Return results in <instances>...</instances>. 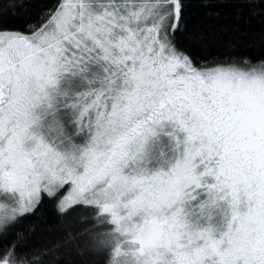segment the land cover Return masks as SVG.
I'll use <instances>...</instances> for the list:
<instances>
[{
	"label": "snow or ice",
	"instance_id": "1",
	"mask_svg": "<svg viewBox=\"0 0 264 264\" xmlns=\"http://www.w3.org/2000/svg\"><path fill=\"white\" fill-rule=\"evenodd\" d=\"M193 7L53 0L0 25V264H264V49L219 59ZM195 7L264 21V0ZM46 204L91 226L36 245Z\"/></svg>",
	"mask_w": 264,
	"mask_h": 264
},
{
	"label": "trees",
	"instance_id": "2",
	"mask_svg": "<svg viewBox=\"0 0 264 264\" xmlns=\"http://www.w3.org/2000/svg\"><path fill=\"white\" fill-rule=\"evenodd\" d=\"M201 0H190L194 5L192 9L196 22H203L205 26H211L210 39L214 44L213 54L221 60L251 59L252 56L264 49V21L259 17L250 18L245 12L243 19H238L241 10L231 8L221 10L223 18L207 17L203 9L195 7ZM235 2V0H229ZM20 0H0V25L15 27L19 23L20 15L29 11L33 19L38 18L45 5H50L53 0H30L31 9L19 8ZM91 224L81 215L73 214L67 219L59 217L52 204H46L41 211L31 220L22 225V229L29 234L35 233L32 243L36 245L57 242L70 232H81ZM75 257L73 250L65 264H72ZM92 264H103V257L90 258Z\"/></svg>",
	"mask_w": 264,
	"mask_h": 264
}]
</instances>
